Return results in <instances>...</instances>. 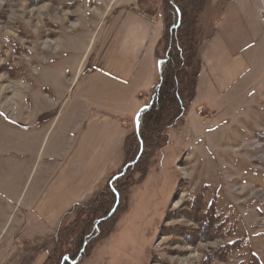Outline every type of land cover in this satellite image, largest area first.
I'll use <instances>...</instances> for the list:
<instances>
[{"label": "rangeland", "instance_id": "rangeland-1", "mask_svg": "<svg viewBox=\"0 0 264 264\" xmlns=\"http://www.w3.org/2000/svg\"><path fill=\"white\" fill-rule=\"evenodd\" d=\"M172 3L0 0V68L7 64L14 70L0 69V144L2 128L19 125L11 112L19 107L34 115L49 105L44 93L55 98L56 109L31 125L47 124L62 110L55 124L59 129L74 121L75 113L117 106L121 98H110L102 77L117 76V47L129 42L140 53L139 63H126L122 72L132 77L125 92L140 90L136 105L127 106L129 133L136 129L135 118L152 101L159 81L164 57H157L156 47L166 11L173 14ZM195 10L194 58L186 76L193 82L198 71L195 96L182 119L166 129L165 143L153 153L148 151L147 174L131 187L129 207L117 212L113 232L96 241L88 257H78V264H242L253 254L264 262V0H202ZM213 36L244 65L240 77L232 68L225 89L206 72L199 77L200 50ZM13 145L15 150L4 155L12 161L7 165L12 173L22 168ZM5 169L0 167V264H43L55 250L57 232L72 229L83 217L91 219V214L84 213V202L63 219L50 239H24L17 231L21 207L15 208V200L7 195L11 191ZM40 170H24L23 198L27 199ZM139 176L135 173L136 179ZM203 186L205 201L215 200L217 211L227 217L229 232L224 236L212 237L208 230L200 239L197 223L185 217L191 198ZM13 209L17 214L5 227ZM187 229L190 235H185ZM67 238V250L73 251L78 235ZM235 240L242 246L224 256L221 247Z\"/></svg>", "mask_w": 264, "mask_h": 264}, {"label": "crops", "instance_id": "crops-1", "mask_svg": "<svg viewBox=\"0 0 264 264\" xmlns=\"http://www.w3.org/2000/svg\"><path fill=\"white\" fill-rule=\"evenodd\" d=\"M139 54V48H136L133 42H129L125 47L124 43L119 45L116 50L118 74L114 73L117 76L102 77L104 86L111 91L110 98H121L117 106L101 105L86 109L84 113H75L74 121L65 123L59 129L55 124L57 119L62 118V110L57 112L49 123L46 122L47 124L31 125L34 119L56 109L53 106L55 98L46 93L43 95L48 98L49 105L41 107L34 115L20 111L19 107L13 112L6 110L14 115L15 123H19V127L6 125L2 128L4 137L0 144V167L6 168L4 179L12 196L5 193L15 200V208L18 205L21 207L17 231L24 239H50L63 219L75 207L89 201L107 177L120 168L124 159L123 142L131 131L130 110L127 106L136 105V98L140 93L138 88L131 93L125 92L132 77H124L122 72L125 71L126 63H139ZM200 67L202 70L199 77L206 72L208 77L217 82L220 89H225L227 77L233 76L232 68H235L237 77H240L239 73L244 65L239 57H231L226 43L213 36L205 41L200 50ZM135 80L136 77L134 87ZM24 98L25 94H21V101L24 102ZM135 124L137 118L134 127ZM54 126L56 133L53 139L51 130ZM14 143L17 153L21 155L20 162H16H19V166L21 163L22 168L12 173L7 166L12 161H8L4 155L15 150ZM30 167L32 171L36 169L38 172L40 168L41 170L31 191L29 194L27 192L26 199L27 195L23 198L26 187H22V180L24 170ZM14 209L8 214L5 227L10 221L13 222L17 214H13Z\"/></svg>", "mask_w": 264, "mask_h": 264}, {"label": "trees", "instance_id": "trees-1", "mask_svg": "<svg viewBox=\"0 0 264 264\" xmlns=\"http://www.w3.org/2000/svg\"><path fill=\"white\" fill-rule=\"evenodd\" d=\"M29 1L37 3L44 0ZM201 2L202 0H174V3L170 5L173 14L168 16L166 11L163 35L156 47L157 57L160 55L164 57L161 61L163 74L162 76L159 74L152 105L141 115L139 131L134 129L127 134L123 142V165L120 171L111 178L112 180L110 179L111 182H107L105 188L97 191L83 207L84 213L91 214V219L89 216L83 217L72 229L65 228L57 232L55 250L43 264H78V257H88L94 243L108 237L113 232L117 222L115 219L117 212L122 206L125 207L123 209L129 207L131 187L144 179L147 174L150 153L165 143L166 129L179 122L187 112L195 96L198 76L197 71L193 82L186 77L192 58H194L192 50L194 49L195 9L196 6H200ZM0 69L14 71L9 69L7 64ZM135 173L140 174L139 179H136ZM116 175L119 176L115 178ZM205 192L206 186H203L193 195L189 202V209L185 211V217L197 223L196 232L198 236H202L200 239L205 238L204 235L208 230L212 237L224 236L229 232L226 226L227 217L223 219L222 213L217 211L215 200L205 201ZM189 231L191 233V230L187 229L185 235H190ZM73 233L75 236L78 235V242L71 251L67 250L70 248L67 236L72 237ZM240 246H242V241L235 240L223 245L221 249L226 256ZM242 264H264V262L259 255L253 254L248 261Z\"/></svg>", "mask_w": 264, "mask_h": 264}, {"label": "water", "instance_id": "water-1", "mask_svg": "<svg viewBox=\"0 0 264 264\" xmlns=\"http://www.w3.org/2000/svg\"><path fill=\"white\" fill-rule=\"evenodd\" d=\"M159 74L162 76V74H163V70H162V68H161V64L159 65ZM152 102L153 101H151L145 108L147 109V108H149L151 105H152ZM145 108L141 111V112H139L138 113V115H137V125H136V131L138 132L139 131V116L141 115V114H143V112H144V110H145ZM125 170V169H124ZM119 175H116L115 176V178H117Z\"/></svg>", "mask_w": 264, "mask_h": 264}, {"label": "bare ground", "instance_id": "bare-ground-1", "mask_svg": "<svg viewBox=\"0 0 264 264\" xmlns=\"http://www.w3.org/2000/svg\"><path fill=\"white\" fill-rule=\"evenodd\" d=\"M161 63V62H160ZM142 115V114H141ZM141 115L139 116V123H140V120H141Z\"/></svg>", "mask_w": 264, "mask_h": 264}, {"label": "built area", "instance_id": "built-area-1", "mask_svg": "<svg viewBox=\"0 0 264 264\" xmlns=\"http://www.w3.org/2000/svg\"><path fill=\"white\" fill-rule=\"evenodd\" d=\"M201 112V111H200Z\"/></svg>", "mask_w": 264, "mask_h": 264}]
</instances>
